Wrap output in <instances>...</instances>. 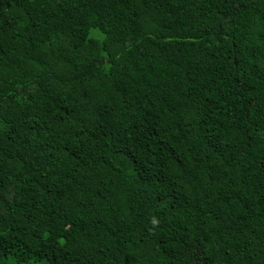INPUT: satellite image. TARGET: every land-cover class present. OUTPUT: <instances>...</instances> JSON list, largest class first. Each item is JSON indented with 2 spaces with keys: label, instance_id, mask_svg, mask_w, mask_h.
<instances>
[{
  "label": "trees",
  "instance_id": "obj_1",
  "mask_svg": "<svg viewBox=\"0 0 264 264\" xmlns=\"http://www.w3.org/2000/svg\"><path fill=\"white\" fill-rule=\"evenodd\" d=\"M0 264H264V0H0Z\"/></svg>",
  "mask_w": 264,
  "mask_h": 264
}]
</instances>
